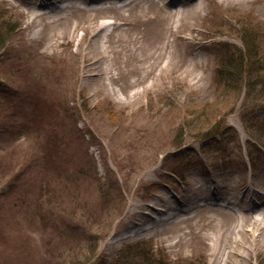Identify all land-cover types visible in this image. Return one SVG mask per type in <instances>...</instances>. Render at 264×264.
I'll use <instances>...</instances> for the list:
<instances>
[{
	"label": "rangeland",
	"instance_id": "rangeland-1",
	"mask_svg": "<svg viewBox=\"0 0 264 264\" xmlns=\"http://www.w3.org/2000/svg\"><path fill=\"white\" fill-rule=\"evenodd\" d=\"M199 1L204 17L183 33L205 62L199 78L92 91L77 47L47 49L33 32L32 0H0V264H212L193 235L176 251L164 234L109 244L132 202L173 198L195 173L264 172V97L217 82L244 40L264 75V0ZM242 264H264V249Z\"/></svg>",
	"mask_w": 264,
	"mask_h": 264
},
{
	"label": "bare ground",
	"instance_id": "bare-ground-1",
	"mask_svg": "<svg viewBox=\"0 0 264 264\" xmlns=\"http://www.w3.org/2000/svg\"><path fill=\"white\" fill-rule=\"evenodd\" d=\"M30 5L28 24L44 36L47 49L77 47L81 77L93 81L92 91H116L115 85L151 91L165 76H200L204 61L183 46L189 42L183 33L204 17L199 0H32ZM144 178L154 183L151 173ZM187 186L170 199L162 190L154 202H132L110 248L144 234H164L163 243L171 242L168 247L176 251L191 247L185 237L193 235L212 264H242L264 249V172L249 178L195 173Z\"/></svg>",
	"mask_w": 264,
	"mask_h": 264
},
{
	"label": "trees",
	"instance_id": "trees-1",
	"mask_svg": "<svg viewBox=\"0 0 264 264\" xmlns=\"http://www.w3.org/2000/svg\"><path fill=\"white\" fill-rule=\"evenodd\" d=\"M6 40L5 36H1L0 33V50L5 47ZM225 56L221 61L223 71L218 74L219 80L217 82L222 85L226 84L225 86L228 88L236 86L235 88L238 90L245 87L248 95L255 96V99L264 97V75L260 71L255 72L254 69L252 70V65L249 62L251 60L262 67V65H259V49L252 42L244 40L242 50H239L238 53H227ZM233 83H236V85ZM133 251L134 248H131L126 253H133ZM124 255L126 256V254ZM125 256L123 260L126 259Z\"/></svg>",
	"mask_w": 264,
	"mask_h": 264
}]
</instances>
